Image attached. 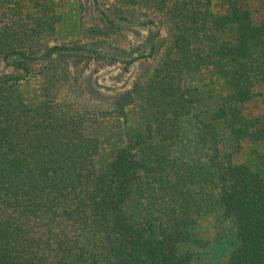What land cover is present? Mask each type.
<instances>
[{
  "label": "trees",
  "instance_id": "16d2710c",
  "mask_svg": "<svg viewBox=\"0 0 264 264\" xmlns=\"http://www.w3.org/2000/svg\"><path fill=\"white\" fill-rule=\"evenodd\" d=\"M138 2L158 18L154 5L166 8L160 26L166 35L159 38L157 31L148 41L154 69L108 107L97 105L96 120L114 113L126 117L135 103L150 111L158 129L188 116L193 153L187 149L189 159L185 151L183 157H147L145 142L128 139L100 170L103 143L85 131L83 112L58 118L48 92L40 105L26 101L24 75L0 77V264H187L191 250L183 242L195 237L198 216L207 214L202 208L217 215L218 229L227 224L232 231L230 257L219 264H264V153L255 147L237 161L223 145L264 140V117L244 110L262 94L255 88L264 87V22L255 23L242 0ZM50 10H37L40 23L52 20ZM104 17L102 44L118 32ZM11 18V26H0V57L14 58L16 65L39 59L41 52L63 58L82 51L85 65L106 58L89 44L48 46L41 33L32 42L35 30L24 14ZM205 71L209 79L197 81ZM85 94L90 96L82 91L84 100ZM145 168L171 174L168 183L156 175L161 188L169 187L152 204L141 203L149 193L133 185ZM134 191L141 197L138 212L158 208L163 216L127 210Z\"/></svg>",
  "mask_w": 264,
  "mask_h": 264
},
{
  "label": "rangeland",
  "instance_id": "374dc122",
  "mask_svg": "<svg viewBox=\"0 0 264 264\" xmlns=\"http://www.w3.org/2000/svg\"><path fill=\"white\" fill-rule=\"evenodd\" d=\"M18 1L17 3V0H0V26H11L12 21L15 22L11 18L12 15L24 14L25 22L30 24L31 30H35L32 34L34 36L32 42H35L38 33H41L42 43H47L48 46L82 47L84 44H89L92 49L106 56L104 59L95 58L85 65L86 59H82V51L70 53L63 58L58 55L49 58L41 57L44 55V52H41L39 59L27 64L23 63V66L14 64L18 61L14 58L6 60L4 56L0 57V77L24 75L21 91L29 104L40 105L48 92L49 103L56 117L62 118L67 113L77 114V111L84 113L88 119L85 131L90 137L99 136L103 143L101 152L97 156V168L101 170L107 166L112 153L120 147H126L128 139L135 141L140 139L145 142L146 147L142 152L147 157L155 158L158 153H164L163 156L169 155L171 158L175 154L183 157L186 153L183 158L189 159L191 155H187V149H192L191 153H193L191 146L194 144V136L191 135V129L193 130L194 125L193 120L188 116L183 115L177 122L164 124L158 129L151 121L150 111L143 108L141 103L130 106L126 117H119L117 113H114L109 117L108 114L101 115L103 118L96 120L97 114H95L99 111L97 105L108 107L115 95L131 89L135 82L142 80V76H145L148 71H153L151 64L155 62V57L150 53L148 41L150 36L158 33L157 31H159V38L166 35L164 28L160 27L165 19V6L154 5L158 7L157 13L160 15L158 18L155 12L147 10L138 0ZM242 4L250 10L255 23L264 22V0H242ZM44 6L51 7L49 13L53 15L52 20L45 25L40 23L37 15V10ZM101 11L107 19L114 21V28H118V32L113 33L106 40V44L101 43L103 37L100 32L105 23V17L101 15ZM31 15L35 16L31 18ZM26 16L30 19H26ZM148 19L152 20L150 24L145 23ZM114 57L118 60L112 63L108 61ZM209 77V73L205 71L195 78L197 81L198 79L207 81ZM82 91L90 95L85 94V100L82 99ZM255 91L258 93L261 91L262 94H256L247 101L244 104V110L248 116L264 117V87L258 86ZM86 109H88L87 112H85ZM148 125H151L153 129H150ZM134 130L140 131L134 132ZM162 143L163 146H159ZM226 143L223 142L224 150L232 151L237 161L245 160L248 152L255 147L264 153V140L259 143L244 141L243 145H237L234 141ZM170 144H172L171 147H169ZM156 175H161L166 183L168 178L171 179L170 172H163L160 168L155 171L145 168L137 173L136 180L133 182L134 187L138 188L141 185L149 193L148 197L141 199V203L152 204L155 199L158 202L164 192L163 188L169 187L167 184L161 188ZM140 198L135 191L129 197L127 210L133 215L163 216L164 212L157 211L158 208L152 209L151 212H138V208H141L138 204ZM209 198L204 201H208ZM202 211L207 214L198 216V223L194 230L195 237L189 236L183 242L185 249L191 250L188 253L190 260L187 264L226 262L231 252L228 239L232 231L227 224L223 229H218L220 220L217 219V215L204 208ZM136 218L141 219L139 216ZM200 257L201 261L198 260Z\"/></svg>",
  "mask_w": 264,
  "mask_h": 264
}]
</instances>
